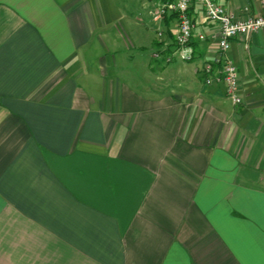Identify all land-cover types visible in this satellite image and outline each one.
Returning a JSON list of instances; mask_svg holds the SVG:
<instances>
[{"label":"crops","instance_id":"0c3cea01","mask_svg":"<svg viewBox=\"0 0 264 264\" xmlns=\"http://www.w3.org/2000/svg\"><path fill=\"white\" fill-rule=\"evenodd\" d=\"M166 1L0 0V264H264V32L231 43L235 105L218 29L195 2L180 62Z\"/></svg>","mask_w":264,"mask_h":264},{"label":"built area","instance_id":"2783aa9c","mask_svg":"<svg viewBox=\"0 0 264 264\" xmlns=\"http://www.w3.org/2000/svg\"><path fill=\"white\" fill-rule=\"evenodd\" d=\"M195 2L202 7L204 21L213 23L218 29L219 48L215 60L207 62L204 66L205 84L209 86L215 81L222 80L226 86L228 97L235 105H239L243 101L239 87V73L229 57V51L234 39L264 32V0H262L261 13L248 15L246 18L230 14L226 7L214 0H172L157 5L152 13L154 20L162 21L168 14L177 16L178 27L175 34L176 50L174 55L182 62H192L195 58L192 39L196 23L190 15V9ZM245 12H249L248 7L245 8ZM158 37L162 41L165 39V34L159 31ZM199 37L200 40L206 39L204 34ZM167 61L170 62L171 58L169 57ZM216 65L220 66L218 77L213 76Z\"/></svg>","mask_w":264,"mask_h":264},{"label":"rangeland","instance_id":"374dc122","mask_svg":"<svg viewBox=\"0 0 264 264\" xmlns=\"http://www.w3.org/2000/svg\"><path fill=\"white\" fill-rule=\"evenodd\" d=\"M143 13V11L141 12ZM130 28V27H129ZM155 27H153V25L150 26L151 31L154 29ZM153 38H157L158 39V35L157 33L152 34ZM131 50V51H130ZM130 53H134V57L135 59H133L132 63L130 64L129 67H126L128 70L125 73H129L128 74H123L125 76V78H127V82L128 83H133L135 87H139L141 88V90H145L144 87L142 86L141 82L143 80L150 82V84L156 85V87H158L157 85H159V80L157 79V75H152L148 77V75H146L145 73L142 72V66L140 64V62H142L141 58H138V55H140V52H143L147 55H149L150 53H152V51L155 50V47H153L151 44L147 45L146 49L141 50V49H130ZM165 59V58H164ZM163 61V60H161ZM180 61V60H179ZM182 62V61H180ZM130 81V82H129ZM174 81L171 79V83H173ZM168 86V85H167ZM167 90V89H166Z\"/></svg>","mask_w":264,"mask_h":264},{"label":"trees","instance_id":"16d2710c","mask_svg":"<svg viewBox=\"0 0 264 264\" xmlns=\"http://www.w3.org/2000/svg\"><path fill=\"white\" fill-rule=\"evenodd\" d=\"M168 1H172V0H168Z\"/></svg>","mask_w":264,"mask_h":264}]
</instances>
